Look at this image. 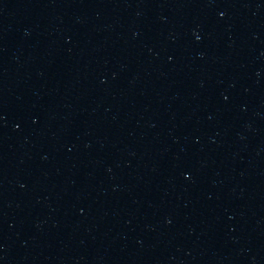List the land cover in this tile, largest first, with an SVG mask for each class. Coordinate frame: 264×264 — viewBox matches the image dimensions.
<instances>
[{
  "label": "water",
  "instance_id": "95a60500",
  "mask_svg": "<svg viewBox=\"0 0 264 264\" xmlns=\"http://www.w3.org/2000/svg\"><path fill=\"white\" fill-rule=\"evenodd\" d=\"M0 264H264V0H0Z\"/></svg>",
  "mask_w": 264,
  "mask_h": 264
}]
</instances>
